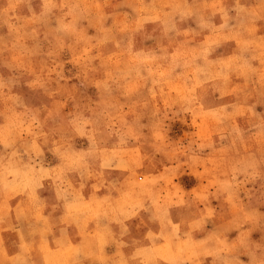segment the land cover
<instances>
[{
    "label": "rangeland",
    "instance_id": "rangeland-1",
    "mask_svg": "<svg viewBox=\"0 0 264 264\" xmlns=\"http://www.w3.org/2000/svg\"><path fill=\"white\" fill-rule=\"evenodd\" d=\"M0 197V264H264V0H0Z\"/></svg>",
    "mask_w": 264,
    "mask_h": 264
},
{
    "label": "crops",
    "instance_id": "crops-1",
    "mask_svg": "<svg viewBox=\"0 0 264 264\" xmlns=\"http://www.w3.org/2000/svg\"><path fill=\"white\" fill-rule=\"evenodd\" d=\"M37 191L40 194L41 201L43 202L42 213L47 217L48 221L51 223L53 236L59 237V235L66 232V234L72 240H76L77 237L75 236V229L73 226L71 225H66L65 227L61 226L60 224L61 210L59 207V203L57 202L56 199H54L52 192L47 191V190H42L41 188H39ZM1 201L2 199L0 197V202ZM38 201L39 200L37 199V202ZM16 203H17V200H13L12 206L15 205ZM128 223H129L128 225H129L130 234H132L133 232H136L138 226H139L138 231L144 232L145 228L151 225L149 224V222L146 225H143L140 223V221H138V219H135V220L130 219V222ZM129 243H130L129 241H126V245L122 247V252L124 253V255H128L127 264H139L138 261H136L135 259L131 257V254L133 253L134 248L131 245L128 246ZM83 264H90V263L87 260H85ZM94 264H97V263L94 262Z\"/></svg>",
    "mask_w": 264,
    "mask_h": 264
}]
</instances>
